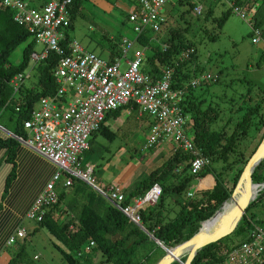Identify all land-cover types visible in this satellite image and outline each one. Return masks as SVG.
<instances>
[{"label": "trees", "instance_id": "obj_1", "mask_svg": "<svg viewBox=\"0 0 264 264\" xmlns=\"http://www.w3.org/2000/svg\"><path fill=\"white\" fill-rule=\"evenodd\" d=\"M80 1L72 0L69 6L71 23L68 29L72 27L74 15L79 12ZM178 2L180 4L185 2L188 5L181 11L182 14L189 13L191 8L194 11L196 6L190 0H178ZM256 2L258 4L252 13V22L254 26L261 29L264 24V0H232L231 3L253 5ZM228 11L222 13L218 25L222 24ZM194 14H196L195 11ZM165 26L164 24L161 30ZM186 27L188 26H180L179 23L170 24L167 26L169 31L167 36L162 37L159 44L155 40L150 41L151 38L146 34L138 38L140 43L150 44V53L146 55L144 70L155 76L159 65H172L174 68L173 87H181V80L186 76L181 72V66L188 59L183 58L180 61L178 59L180 54L186 49L191 50V53L194 51L191 48V42L184 36L183 30ZM68 29L65 31V40L62 42L65 47L69 40ZM159 32L155 33L154 37L158 36ZM28 36L26 28L12 20L11 12L0 7V115L8 111L15 117L14 134L21 138L26 136L22 120L29 117L32 108L41 96H48L56 89L52 69L58 60L55 53L49 52L46 58L38 62L33 61L31 69L35 73V82L33 80L26 85L23 81L14 91L10 81L18 73L25 74L24 71L29 65V59L31 60L35 40L32 38L25 44L20 62L12 63L7 56L13 47ZM164 44H166L165 48ZM263 98L264 94L261 99ZM133 107L136 108V106ZM182 109L190 117L195 147L210 159V164L198 173L201 181H207L206 184L196 187L192 196L187 197V190L195 181V177L189 171L190 156L176 149L164 157L160 164L151 168L129 192L123 191L125 193L124 204H128L133 199L142 197L154 184L161 187L158 200L139 210V225L141 226L131 221L83 181L73 178L71 185L63 186L62 184L58 191V201L45 206L44 215L38 222V227L46 228L57 240L60 251L71 264H86L80 260H92L98 252L101 253L104 261L111 264H155L157 259L165 254V251L149 235L158 240L163 247L172 248L196 233L202 223L211 218L221 204L229 198L244 165L264 136V107L257 101L254 104L239 105L236 111L240 114L233 124L229 125L226 121L217 128L213 125L220 117V108L211 103L203 105L202 100L194 96L190 89L186 94ZM111 112L106 113L104 121ZM104 121L96 132L99 131L112 139L115 132L110 131L104 125ZM16 142L14 137L0 140V146L8 147L6 152L9 159L13 157L11 145ZM251 144L254 146L249 152L247 148ZM215 162L220 164L218 169L212 168ZM175 169L178 170L175 171ZM227 170L229 174H232L229 187L224 179ZM252 181L254 183L264 182V159L254 168ZM175 195L178 197L185 195V198L180 202L173 200L177 205L179 204V208L171 213L173 205L168 197L171 199ZM263 197L264 188L259 191V195L248 207L261 201ZM257 220V217L254 218L253 215H247L245 212L233 231L234 234L241 236L242 240L236 243L230 242L228 240L230 236L227 235L216 242L209 243L196 252L191 264H219L234 246L246 239L248 229ZM89 240L93 241L90 252L77 255L78 250ZM185 258L186 254L181 256L180 260L183 262ZM6 264L35 263L25 252L22 243L11 254ZM171 264L182 263L174 261ZM255 264H264V257L261 262Z\"/></svg>", "mask_w": 264, "mask_h": 264}, {"label": "built area", "instance_id": "obj_2", "mask_svg": "<svg viewBox=\"0 0 264 264\" xmlns=\"http://www.w3.org/2000/svg\"><path fill=\"white\" fill-rule=\"evenodd\" d=\"M172 1L136 0V6L128 13L126 20L137 39L147 32L155 34L161 30L167 22L163 10ZM71 3L72 0H0V7L11 12L12 20L25 27L35 42L43 45L40 52L31 53L33 61L46 58L49 52L58 56L52 69L55 91L48 96H41L29 117L22 120L26 136L21 138L13 135L55 166L54 173L26 211L25 218L37 223L42 220L45 206L58 201L55 185L63 173V186L71 185L73 178L83 181L131 221L139 224V210L158 200L161 187L154 184L142 197L124 204L125 193L121 187L98 182L93 167L82 165V155L89 148V139L101 126L106 113L136 106L140 114L145 113L150 117L144 148L172 141L175 150L190 156L189 171L199 183L198 173L210 164V159L195 147L190 117L182 109L190 86H196L198 81L173 87L172 65H159L155 76L146 72L143 68L146 60L143 50L136 49L131 58L126 57L133 44L127 39L122 40L121 57L126 64L123 71L120 70L119 57L112 61L105 60L84 49L75 40H68L65 47L62 42L71 23ZM257 4L231 3L232 11L243 19H246L248 12L253 13ZM194 11L199 14L201 6H195ZM247 22L252 41L258 43L264 39L262 30L254 26L252 18ZM190 51L186 49L178 59L189 58ZM27 77L29 75L18 73L11 79L14 91ZM193 190L191 187L187 190V197L192 196ZM261 203L264 205V197ZM26 235L25 230L19 227L8 237L6 245H12ZM92 246L93 241L89 240L78 250L77 255L89 253ZM263 257L264 222L252 223L246 239L234 246L219 264H255L261 262Z\"/></svg>", "mask_w": 264, "mask_h": 264}, {"label": "rangeland", "instance_id": "obj_3", "mask_svg": "<svg viewBox=\"0 0 264 264\" xmlns=\"http://www.w3.org/2000/svg\"><path fill=\"white\" fill-rule=\"evenodd\" d=\"M190 1L194 3L193 5L200 4L201 12L194 14L193 8H191L189 13L182 14L181 11L188 5L185 2L179 4L177 0H174L177 11H171L172 21L165 24V28L159 32L158 36L161 35L165 38L169 32L167 26L170 24L176 25V23H179L180 26H188L183 30L184 36L191 42V48L194 51L191 53L190 59L187 58L188 61L181 66V72L186 75L181 80V84L186 86L193 80L198 81L196 86H190L191 93L200 98L203 105L211 103L220 108V117L213 126L217 128L226 121L229 122V125H232L239 117L240 112L236 111L239 105L254 104L257 101L264 107V98L261 99L264 94V39L258 43L252 41L253 37L247 22L248 19L252 18V13L248 12L246 19L241 18L232 11V0ZM97 3L105 2L104 0H97ZM179 9L182 10L178 11ZM226 10H229L228 15L222 24L218 25L220 16ZM250 11H253V9ZM180 13L181 18L179 17ZM125 14L127 15L126 11L94 10L91 1L84 0L82 11L74 15L72 27L67 30V33L72 40L78 42L84 49L99 55L110 42H118L121 36L132 37V31L127 27L130 23L127 20L128 24L125 22ZM261 30L264 31V24ZM146 35L154 39L155 34L147 32ZM32 38L33 35L29 34L24 41L13 47L7 56L8 60L12 63L20 62L23 48ZM146 45L148 48H143L139 43H135L127 52L126 57L131 58L134 49L150 53V44ZM42 49L43 45L41 43H34L33 51L40 52ZM100 56L102 58L106 57L105 54ZM119 58L121 61L120 70L123 71L126 64L121 55ZM32 65L33 59L31 58L24 71L26 75H29L24 79L26 85L36 80L35 73L31 69ZM138 113V108H135L130 110L129 113L123 112L118 119L110 116L106 127L109 128L108 125H112L111 129L113 130L111 131L115 132V136L109 139L99 131L92 134L89 143L92 142L82 155V165H86L88 160L92 163L95 162V173L98 170H105L103 167H106L109 171L114 170L117 172L123 169L124 172H129V170L132 172L139 166L137 172L145 170L141 175L143 177L147 174L146 169L149 171L160 164L164 157L161 159L153 158L154 148L157 149V147L144 148L150 117L145 113L137 117ZM3 116L7 118L9 112L5 111ZM7 121L15 124V117L13 116ZM253 146L251 144L247 148L249 152ZM119 147L124 148L127 152L130 151V154L122 156V158L117 157L116 151ZM130 155H133V157H130ZM219 166L220 164L217 162L212 164V168L218 169ZM228 172L229 170L224 175V179L225 184L229 187L232 174ZM64 177L65 175L62 173L57 181L58 187L61 186ZM202 182L199 186L205 185L206 182ZM168 198L176 211L179 204L177 205L173 200L180 202L185 198V195L179 197L175 195L171 199ZM174 210L171 213L175 212ZM245 212L247 215L258 218L256 224L262 223L264 205L261 201L255 202ZM21 226L27 235L22 240H16L20 243L15 244V242L13 244L15 246L12 245V250H14L13 247L16 250L23 243L25 252L33 259L35 264H71L60 251L57 240L46 228L38 227L35 220L28 218L24 219ZM228 236H230L228 240L234 243L243 239L234 232ZM5 254L7 260L11 254L8 251ZM80 261L82 263L86 262V264H111L104 261L100 252L96 253L92 260L85 261L81 259Z\"/></svg>", "mask_w": 264, "mask_h": 264}, {"label": "crops", "instance_id": "obj_4", "mask_svg": "<svg viewBox=\"0 0 264 264\" xmlns=\"http://www.w3.org/2000/svg\"><path fill=\"white\" fill-rule=\"evenodd\" d=\"M83 1L84 0L80 1V9L78 11H82ZM89 1H91V5L94 8V10L96 9L99 11H124V12L126 11L127 15L136 6V0H111V1L104 0L105 3H97V0H89ZM196 6H201V5L197 4ZM176 9L177 8L175 7L174 1L168 3L165 6L163 10L165 12L166 20H167L165 24L172 21L171 11H177ZM181 10L182 9H179L178 11ZM125 22L127 23L126 18H125ZM127 27L132 31V37L127 38L125 36H121L118 42H112V43L110 42L108 46L105 47L101 52V54L106 55V57L104 58L105 60L112 61L116 57H119L121 55L123 39H127L134 42L132 44V47L135 43H139L140 45H142L143 48H148L147 45L140 43V41L136 38V34H134V31L132 30L129 24L127 25ZM68 37L69 40H72V38H70L69 35ZM161 38H162L161 35L156 36L154 37V39H151L150 41L155 40V42L159 44ZM101 54H99V56ZM147 54L148 53H145V55ZM125 108L124 109L122 108L116 111L115 113L113 111L109 113L104 121V125L105 126L107 125L108 118L110 116H113L115 117V119H118L123 112L129 113L130 110L135 109L134 107L133 109H130L128 107ZM3 113L0 115V140H6L8 137H13V135H15L14 134L15 124H12L11 122L7 121V119L9 120L13 116L9 113V116L7 118H4ZM141 115L142 114L138 113L137 117ZM149 123H150V119L148 125ZM108 127L110 128V129L108 128L110 131L113 130L111 129V127H113L112 125H108ZM14 139L16 138L14 137ZM16 141H17L16 144L11 145L13 150L12 159H9L7 156L6 151L8 147L0 146V263L1 264L2 263L6 264L7 260L9 259L8 258L6 260L5 252L8 251L9 254H12L15 250V247H13L14 250L11 249L13 244L6 245V241L8 237L17 228L22 227L21 225L25 219L26 211L28 210L34 199L37 197V195L42 191L44 185L50 179L51 175L55 171V166L53 165L52 162H50L48 159L40 155L35 150L21 143L18 139H16ZM91 142L92 141H90L89 145L91 144ZM155 147H157V149L153 147L155 149L153 152L154 154L153 158L161 159L162 157H166L170 155L173 151H175L174 143L168 140L159 143ZM127 154H130V151L127 152L122 147H119L118 150L116 151V156L119 158H122V156H125ZM130 157H133V155L132 156L130 155ZM86 165L92 166L94 170L96 163L95 162L92 163L90 162V160H88ZM138 168L139 166L135 168L132 172H130V170L129 172H124L125 170L123 169H120L116 172L114 170L109 171L106 169V167H103V169L105 170H98L97 173H95L94 170V174L98 179V182H100L101 184L118 185L119 187H121L122 191L127 193L132 188H134V186L142 178L146 176L144 175L142 177L141 175L144 173L145 170L143 169L142 172L141 171L137 172ZM146 172H148L147 169ZM200 182L202 181L200 180ZM200 182L198 183L197 181H193L191 188L195 189L200 185ZM195 183L197 184L193 186ZM62 184L63 182L60 185L62 186ZM61 186L58 187L56 183L55 188L57 192L61 189ZM263 222L264 219L262 220V223ZM19 243L20 241H17L15 244H19ZM9 249L11 250L9 251Z\"/></svg>", "mask_w": 264, "mask_h": 264}, {"label": "water", "instance_id": "obj_5", "mask_svg": "<svg viewBox=\"0 0 264 264\" xmlns=\"http://www.w3.org/2000/svg\"><path fill=\"white\" fill-rule=\"evenodd\" d=\"M263 159L264 136L244 165L229 198L225 200L213 216L205 220L200 229L187 240L178 243L172 248H165L158 240L149 235L150 238L159 244L165 251V254L160 257L155 264H171L174 261L181 262L182 264H191L192 259L199 249L231 234L237 228L246 208L256 199L259 195V191L264 187V182L254 183L252 181L253 170ZM234 197H237L235 206L231 209L221 210L225 203L229 202ZM219 214L220 218L216 226H214L212 230L205 232L204 225ZM184 254H186V258L182 262L180 258Z\"/></svg>", "mask_w": 264, "mask_h": 264}, {"label": "bare ground", "instance_id": "obj_6", "mask_svg": "<svg viewBox=\"0 0 264 264\" xmlns=\"http://www.w3.org/2000/svg\"><path fill=\"white\" fill-rule=\"evenodd\" d=\"M41 51V50H40ZM49 54V53H48ZM38 62V61H37ZM237 201V197H234L232 200H230L229 202L225 203V205L223 206V208L221 210H226V209H231L235 206ZM220 218V214L217 215L213 220L208 221L205 225H204V230L205 232L212 230V228L214 226H216L218 219Z\"/></svg>", "mask_w": 264, "mask_h": 264}, {"label": "clouds", "instance_id": "obj_7", "mask_svg": "<svg viewBox=\"0 0 264 264\" xmlns=\"http://www.w3.org/2000/svg\"><path fill=\"white\" fill-rule=\"evenodd\" d=\"M262 32H263V30H262ZM264 35V34H263Z\"/></svg>", "mask_w": 264, "mask_h": 264}]
</instances>
